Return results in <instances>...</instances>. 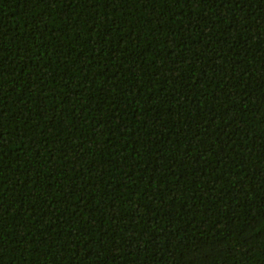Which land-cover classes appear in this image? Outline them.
Here are the masks:
<instances>
[{"label":"trees","instance_id":"trees-1","mask_svg":"<svg viewBox=\"0 0 264 264\" xmlns=\"http://www.w3.org/2000/svg\"><path fill=\"white\" fill-rule=\"evenodd\" d=\"M0 264H264V0H0Z\"/></svg>","mask_w":264,"mask_h":264}]
</instances>
